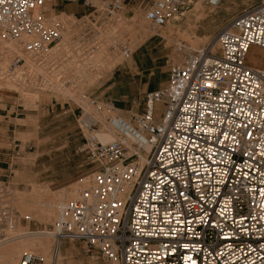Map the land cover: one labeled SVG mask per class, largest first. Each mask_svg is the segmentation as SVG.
<instances>
[{
	"label": "built area",
	"instance_id": "obj_1",
	"mask_svg": "<svg viewBox=\"0 0 264 264\" xmlns=\"http://www.w3.org/2000/svg\"><path fill=\"white\" fill-rule=\"evenodd\" d=\"M79 1L0 0V40L41 64L64 30L47 7ZM196 1L152 0L145 21L157 35ZM126 2L105 0L102 17L116 19ZM241 3L213 40L218 52L210 42L170 65L142 114L126 120L114 103H81L77 154L89 171L51 227L56 244H83L95 264H264V69L247 61L253 48L264 51V0ZM103 130L116 138L102 143ZM19 264L47 263L25 253Z\"/></svg>",
	"mask_w": 264,
	"mask_h": 264
},
{
	"label": "rangeland",
	"instance_id": "obj_2",
	"mask_svg": "<svg viewBox=\"0 0 264 264\" xmlns=\"http://www.w3.org/2000/svg\"><path fill=\"white\" fill-rule=\"evenodd\" d=\"M104 1L94 0V9L86 8L84 0L70 5L54 3L51 8L64 26L63 37L36 67H28L26 63L15 65L19 53L0 50V158L4 162L1 163L0 208L8 207L12 212L14 230L19 227L17 231L51 232L59 211L48 223L44 218H36V203L59 204V195L63 191L74 192L75 183L89 171L77 154L82 139L78 110L83 106L77 97L85 98L84 105L88 102L90 105L91 100L114 103L122 109L120 115L126 120L142 114L144 95L166 84L170 65L183 64L210 42L211 49L217 53L213 41L217 33L244 9L242 0H236L237 5L226 4L215 10L197 0L183 17L155 35L145 21L152 0H127L124 10L110 21L100 12ZM63 13L70 17L62 16ZM124 47L133 53L129 60L122 55ZM255 50L250 53L259 58ZM256 66L264 69V60ZM45 75L51 76L50 79ZM54 83L75 94H61ZM89 109L93 111L92 107ZM19 200L34 205V213L17 208ZM69 200H63L64 204ZM31 215L32 219L27 217ZM1 219L0 230H9V224ZM50 241V255L55 256L56 242L54 238ZM60 250V264H95L81 243L63 242ZM27 252L41 256L48 263L41 253Z\"/></svg>",
	"mask_w": 264,
	"mask_h": 264
},
{
	"label": "bare ground",
	"instance_id": "obj_3",
	"mask_svg": "<svg viewBox=\"0 0 264 264\" xmlns=\"http://www.w3.org/2000/svg\"><path fill=\"white\" fill-rule=\"evenodd\" d=\"M53 8V7H52ZM51 8V6H48L47 7V10L50 14V16H56V15H53L54 14V10ZM66 15L65 13H63L62 16ZM67 17H70L68 15H66ZM204 18V17H203ZM121 20V19H119ZM119 22V21H118ZM117 22V23H118ZM121 24V23H120ZM68 27V26H67ZM108 27V26H107ZM185 36V35H184ZM63 37V36H62ZM65 40V39H64ZM199 41V40H198ZM63 42V41H62ZM180 44V43H179ZM217 46V45H215ZM0 50L1 51H5L6 49H8V51H5V52H8L9 54H18L19 50L18 48L14 45V44H9V43H6V42H3L0 40ZM197 47V46H196ZM12 48V49H11ZM218 48V47H217ZM193 49H196L193 47ZM256 49V48H255ZM56 50V49H55ZM101 50V49H100ZM178 50V49H177ZM179 51V50H178ZM255 51H257L260 55L259 58H256L254 57V55H252L250 52L247 56V61L256 66L258 65L260 62H262V60H264V52H262L261 50L259 49H256ZM99 52V51H98ZM211 52L213 54H216L214 48L211 49ZM218 52V51H217ZM3 53V52H1ZM55 53V52H54ZM100 53V52H99ZM63 54V53H62ZM67 54V53H66ZM97 54V53H96ZM8 55V54H7ZM20 55L21 57H25L23 55H21L20 53L18 54ZM101 54H99L100 56ZM98 56V54H97ZM122 56V55H121ZM111 57V56H110ZM114 58V57H113ZM76 60V58H74ZM82 59V58H81ZM118 59V58H117ZM109 60V59H108ZM25 61H26V65L28 67H36L34 66V62L29 58V57H26L25 58ZM122 61V60H121ZM120 61V62H121ZM81 63V62H80ZM109 64V63H108ZM114 63H111V65H113ZM85 65V63H84ZM102 65V64H100ZM4 66V65H3ZM25 66V67H27ZM111 67V66H110ZM109 67V68H110ZM257 67V66H256ZM20 68V67H19ZM87 68V67H86ZM112 68V67H111ZM31 69V68H30ZM36 69V68H34ZM91 69V68H90ZM27 71V69H26ZM42 71V70H40ZM64 71V70H63ZM19 73V72H18ZM74 73V72H73ZM84 74V72H83ZM19 75V74H18ZM49 75V74H48ZM56 75H58V73H56ZM55 75V76H56ZM85 75V74H84ZM46 76V75H45ZM74 76V75H73ZM47 78L49 76H46ZM51 77V76H50ZM49 77V79H50ZM59 77V76H57ZM62 77V76H61ZM60 77V78H61ZM46 78V79H47ZM53 78V77H52ZM91 78V77H90ZM54 79V78H53ZM59 79V78H58ZM71 79V78H70ZM94 79V78H92ZM96 79V78H95ZM61 80V79H60ZM59 80V81H60ZM88 80V79H87ZM58 81V80H57ZM68 81V79H67ZM71 82V81H70ZM90 82V81H89ZM50 83H53L52 79L50 80ZM58 83V82H57ZM62 83V82H60ZM91 83V82H90ZM56 89L58 91H60L61 94H67L69 96H72V91H68L69 88H65L64 86H62V84H56ZM89 84V83H88ZM53 85V84H52ZM71 87V86H69ZM78 88V87H77ZM55 91V90H54ZM59 94V93H58ZM75 94V93H74ZM81 94V93H80ZM79 95V94H78ZM76 96V95H74ZM77 101L84 104V98H79L77 97ZM86 104V103H85ZM90 106V105H89ZM93 110V109H92ZM104 118H101V120H103ZM125 119V118H124ZM98 137L100 139V141L104 144H107V143H110L112 142L116 137L114 134L110 133V132H107V131H101L99 134H98ZM37 190V189H36ZM15 194V193H14ZM75 196V192H66V191H63L60 195H59V201L60 203L59 204H56V201H50L48 203H41V202H38L36 203L37 207H38V211L37 213H35L36 215V218L39 217V218H44L46 221L51 222L52 221V218L54 217L55 213L56 212H60V209L62 208V206L64 205V202L63 200L65 201V199L69 200L68 198H73ZM15 197V196H14ZM23 197V196H22ZM13 199V198H12ZM21 200V197L18 198ZM37 199V197H36ZM39 199V198H38ZM14 200V199H13ZM18 202V206L17 208L19 207L20 209H22V211L25 213H34V205L32 204H28V203H24L22 201ZM40 200V199H39ZM24 201V199H23ZM38 201V200H36ZM13 203V202H12ZM14 205L17 204V203H13ZM16 206V205H15ZM14 206V207H15ZM47 211V212H46ZM25 215V214H24ZM57 218V215H55ZM1 217V216H0ZM29 217L30 219H32L34 216L31 215V216H27ZM4 223H8L9 224V230L5 231L4 229L0 230V264H19V260H20V256L22 255V253L24 251H26L25 253H32V252H27V251H37L39 253H41L43 256H45L47 259H48V263L49 264H60V260H61V250H60V245H57L56 244V248H55V256L54 254L53 255H50V251H51V241L52 238H53V235L51 234V232H48V231H44V232H32V231H17L18 228L16 230H14V226L13 224H11L12 220L11 221H8V222H5L4 221V218L2 217L1 219V222ZM55 220V219H54ZM24 253V254H25ZM47 263V264H48ZM70 263V262H69Z\"/></svg>",
	"mask_w": 264,
	"mask_h": 264
},
{
	"label": "crops",
	"instance_id": "obj_4",
	"mask_svg": "<svg viewBox=\"0 0 264 264\" xmlns=\"http://www.w3.org/2000/svg\"><path fill=\"white\" fill-rule=\"evenodd\" d=\"M137 70H138V68L136 69V71H137ZM136 74H138V72H137ZM152 75H153V74H150V77H151ZM146 89L149 90V86H148V85L146 86ZM149 92H151V91H149ZM147 93H148V92H147ZM117 108H118V107H117ZM118 109H119L120 112H123L122 109H120V108H118ZM132 116H133V115H132ZM132 116H131V117H132ZM131 117H130V118H131ZM0 156H1V155H0ZM1 163H4V162L1 161V158H0V175H2V169H1L2 164H1Z\"/></svg>",
	"mask_w": 264,
	"mask_h": 264
}]
</instances>
